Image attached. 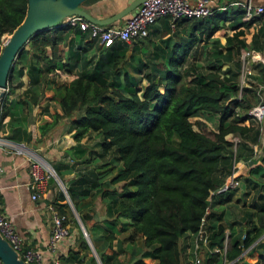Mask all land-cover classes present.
Instances as JSON below:
<instances>
[{"label": "trees", "instance_id": "trees-1", "mask_svg": "<svg viewBox=\"0 0 264 264\" xmlns=\"http://www.w3.org/2000/svg\"><path fill=\"white\" fill-rule=\"evenodd\" d=\"M26 8L27 0H0V49L1 35L11 33L22 21ZM242 14L240 7L233 6L204 17L176 19L174 26L188 21L186 35L179 41H171L167 27L163 31L167 35L158 41L147 34L129 43L115 41L108 46L85 39L86 33L76 27L59 24L34 33L26 42L30 50L22 48L19 52L8 82L18 80L20 86L25 72L27 83L20 98L1 104L0 122L7 116L11 126L6 139L14 143L31 141V131L20 116L23 109L36 106L42 96L47 84L42 75L78 66L68 82L53 86L51 100L60 113H48L44 107L46 119L37 128L38 137L46 136L60 119L66 118V129L76 143L69 153L72 160L88 163L112 150L107 162L112 166L119 163V169L112 173L100 170L103 164L87 167L64 186L83 224L91 216L83 212L85 207L78 209L74 201L97 197L103 204L104 226H100L106 245L96 248L92 244L99 264L113 263L116 252L111 242L117 243V236L125 231L126 240L139 236L143 246L139 258L127 257L125 262L129 264H182L187 259H192V264L195 256L199 260L196 264H264V191L258 192L239 237L232 238L233 226L219 222L221 212L212 211L223 203L221 197L227 200L231 194L230 190L219 189L233 173V164L251 161L252 146L259 136L258 127L248 115L255 106L252 100L257 87L239 86L238 58L241 49H263L264 7L247 19ZM225 22L230 31L223 33L221 42L216 32ZM71 32L73 37L68 38ZM64 39L67 48L62 60L56 58V46ZM194 42L199 46L192 48ZM93 45L96 57L83 59L84 52ZM46 46L50 47L49 56L45 55ZM190 49L194 63L183 69ZM258 75L264 83L263 66ZM187 76L189 79L182 81ZM76 111H82L81 115L73 117ZM192 117L214 119L213 136L193 129L189 120ZM90 131L100 138L99 156L87 158V154V159H82L85 151L79 142ZM226 135L238 139L233 144L225 139ZM53 171L59 177L58 168L53 167ZM72 171L70 165L67 174ZM254 174L264 177V154L260 164L249 166L245 185L256 184L249 178ZM57 197L64 201L61 193ZM62 204L53 203V207L63 215ZM202 225L207 249L198 242L195 254L188 253L187 240L195 237ZM226 228L229 239L224 247ZM191 243L189 246H193ZM87 248L81 239L80 249ZM121 248L120 242L119 251ZM244 250L248 254L256 252L253 263L241 257ZM77 254L69 251L65 260L81 262ZM144 258L150 262H144ZM97 261L89 255L87 264Z\"/></svg>", "mask_w": 264, "mask_h": 264}, {"label": "rangeland", "instance_id": "rangeland-1", "mask_svg": "<svg viewBox=\"0 0 264 264\" xmlns=\"http://www.w3.org/2000/svg\"><path fill=\"white\" fill-rule=\"evenodd\" d=\"M89 0H86L84 3H87ZM227 28V29H226ZM178 32H176V30H172L171 31V41L175 40V41H179L181 39V36H185L186 34H179V28H177ZM229 29V30H228ZM230 28L227 27V25L224 23V25L222 26V28L216 32V34L219 36V39L221 42L222 41V36L223 33L225 32H229ZM8 33H3L1 36V45L2 43L5 41V38L7 36ZM85 39H89L88 35L86 34V38ZM154 39V38H153ZM159 39H154V41H158ZM67 45V40H61L57 46H56V58L60 59H65L64 57L66 56V50H65V55H61L62 50L65 48L64 46ZM194 46H199L198 43L194 42L192 45V48ZM26 49L30 50V45L29 43H25L24 47ZM45 55L49 56L50 55V47L46 46L45 48ZM191 52L192 49H190L187 52V56L184 59V62L181 66V68H187L188 65H190L191 63H194L192 61V57H191ZM252 54L253 52L251 50H247V49H241L240 51V56H239V62H240V71H239V76H238V83L239 86H245L244 83H250L252 80V76L249 73L250 68L254 65L253 61H252ZM97 55V52L95 50V45H93L91 48L87 49V51L84 52L83 55V59L86 60H93ZM28 57H31L30 51L28 54ZM255 59V58H254ZM201 57L199 58V62H201ZM40 65H43L44 62L40 61L39 62ZM78 72V66L73 70L70 71H65V70H54V71H50L47 73H44L42 75V77L46 80L47 84H45V86H43V93L42 96L38 99L37 105L34 106L32 109L30 110H26L23 109L22 110V114H21V118L24 121V124L26 125V129H28L29 127L33 130V132L36 134V138H37V133L36 130L38 128V126L40 124H42V122L46 119V114L44 111V107H46L47 112L50 113L55 112L56 109H58L57 104L55 103L54 100H51V96L53 94V86L60 84V83H66L68 82L73 76H75V74ZM189 79V76L184 77L182 81H187ZM18 80H11L8 82V86L9 87V91H12L14 89L20 90L25 88L26 83H27V76L25 75V72H23L22 76L20 77V81H21V85L18 86L17 84ZM143 83V82H142ZM249 86V85H248ZM252 87V86H251ZM257 89V94L256 96L253 98V102L254 105H257L259 103H263L264 104V92L262 91L261 88H256ZM255 89V91H256ZM159 90L162 91L163 88L160 86ZM46 94H48V96H46ZM16 99L20 98L21 95H16L14 96ZM4 101V99H3ZM47 103V104H45ZM82 111H76L75 114L73 115V117H77L81 115ZM63 119V118H62ZM62 119H60L59 121H61ZM8 120L9 117H4V119L2 120V122H0V137L3 138H7L10 134H11V126L8 124ZM64 121H67L65 119H63ZM62 120V121H63ZM190 122L193 123V129H198L201 132H203L204 134L208 135L209 137L213 136V133L215 132V120H207L203 117H192L189 119ZM253 123L256 127H258V131H259V136H258V140L257 143L254 144L253 147V156L250 162H235L233 164V173L232 175L228 176L225 180V182H230V178L232 177V182L234 184H232V186H229V188L227 190L231 191V194L226 198L227 200L224 199V196L221 197V199H223V203L218 207V206H214V208L212 209V211H214L215 214H218L221 212V217L219 222L224 223V224H231L234 228V233L232 235V238H236L239 237L241 235V229L243 226V221L245 220L247 214L249 212H251L254 208V205L256 204V196L258 194V192L264 191V186L260 187V184L264 185V177H260L257 174L254 175H250L249 178L253 179L254 182H256V184H253L252 182H250L248 185L244 184V178L247 176V171L249 169V166H253L254 164H260V159L264 154V117L260 120H254L253 119ZM63 127H67V124H63ZM68 136V135H67ZM65 136V137H67ZM71 137V136H70ZM225 139H227L228 141L232 142L233 144L237 141L238 137L234 136V135H226ZM82 141V147L85 151V154H83L82 159L85 158L87 156V154H89L87 156H93V158L95 156H99L98 155V150H99V145L98 143L100 142V138L98 136L97 133L95 132H87L85 134V136L81 139ZM112 150H109L107 152V154L103 157L99 156V158L97 160L91 161V162H79L76 160H72L70 157L66 158L65 155L61 156L59 158V160H47V159H43V161L50 166L52 169L54 168H58V173H59V181L61 182V185L63 186L64 189V193L61 190L60 186L55 182V180H53V178H49L47 180L48 186L49 187H54L55 191H56V197L58 196V193H61L64 196V201L62 202L63 204V215L66 218V222L68 224V230L69 233L71 235V238L75 239V246L77 249L80 250V253H78L76 256V258H86V263L88 262V256L92 255L89 247L86 250H82L80 249V240L83 239L77 223H76V218L75 216L79 219L78 213L75 211L71 201L69 200L66 191H65V185H67V183L69 182V180L65 179V175H67V172L69 171L70 165L72 166L73 171H75L76 174L81 173L82 171H84L87 167H94V166H99L101 164H103V166L101 168H99L100 170H104V169H109V171L112 172H116L119 169V163L114 164V166H112V163H108L107 161L112 157ZM85 158V159H87ZM107 162V163H106ZM262 165V164H261ZM113 170V171H112ZM109 173V172H108ZM111 175V174H110ZM108 175L106 177V179L110 176ZM224 182V183H225ZM119 187V186H117ZM58 198V197H57ZM77 208L78 209H82L83 207H85V209H83V212L85 213H92L90 216L91 218L89 220H85L84 224L81 222L82 226L84 227L90 244L92 246V244L96 247V248H100L103 247L105 248V245L102 242V227L104 226V224L101 222V220L103 219V204L100 202L99 198L97 197H92V199H87V200H75L74 201ZM86 203V204H84ZM88 204V205H87ZM87 205V206H86ZM80 209V210H81ZM102 225V227L100 226ZM205 229L202 225V228L200 229V237H198V242H201L202 248H206V236H205ZM128 236V231L119 233V235L117 236V243H114L115 241L113 240L111 242L112 245V249L113 251L116 252L115 258L113 260L112 264H129L126 263L125 260L127 259L128 256H131L133 259H137L140 257L141 252L143 251V246H142V240L139 236H133L131 237L129 240H126L125 238ZM193 238L194 237H190L187 240L188 243V247H187V252L189 253L190 251H192V246L190 244V242L193 243ZM224 241L227 245V240L229 239L228 237V230L227 228L224 230ZM84 240V239H83ZM121 242V249L122 251H119L118 249V244H120ZM191 243V244H192ZM200 246V244H198ZM93 247V246H92ZM81 254V256H80ZM256 252H252L250 254L246 253V250L242 251L241 253V257L244 259L245 262L248 263H253L256 259ZM93 256V255H92ZM96 258L97 255L95 254ZM192 260V259H191ZM190 259L184 260L182 264H191L189 263V261H191ZM144 262L149 263L150 260L149 259H143ZM81 262L74 261L72 264H80ZM224 264H228V263H224Z\"/></svg>", "mask_w": 264, "mask_h": 264}, {"label": "crops", "instance_id": "crops-1", "mask_svg": "<svg viewBox=\"0 0 264 264\" xmlns=\"http://www.w3.org/2000/svg\"><path fill=\"white\" fill-rule=\"evenodd\" d=\"M129 1L130 0H89L83 5L89 9L94 16L102 17L117 11ZM232 1L235 0H210L213 6H225L223 9L226 10L233 7V5H228V3ZM249 1L254 5H264V0ZM134 10L135 8L112 24H120L123 19L134 12ZM187 25L188 21H184L183 23L171 27L168 18L161 17L150 25L148 34L151 39L163 38L167 35V33L163 34V31L167 29V27L170 33L172 30L178 32L177 28H179V34H185ZM227 27L230 28L228 25ZM70 37H73L72 32L69 34L68 38ZM223 40L224 37L222 36V41ZM76 43L77 42H73V46H76ZM64 47L61 55H65L67 45ZM253 55H257V57L255 59L252 58L254 65L249 71L252 80L250 83H244V85L261 88L264 92V83L260 82L258 75V70L262 66L264 67V47L261 51L253 52L252 56ZM74 69L75 68H73V70ZM23 89L9 91V87H7L3 103L8 104L15 100L16 98L14 96L21 95ZM46 96H48V94H46ZM55 112L60 113L59 109H56ZM50 113L52 114L54 112L51 111ZM63 119L67 120L66 118ZM62 120L41 139L38 137L37 130L36 138V134L29 127L27 130L31 131V141L28 143L21 142L20 144H22L26 150L37 155L41 159L59 160L63 155L69 158L71 148H73L76 143L73 141L72 137H70L71 133L67 131L66 127H63V124H67V121ZM81 144L82 141L80 140L79 145L83 148ZM74 174L75 171H72V173L64 177L70 180ZM29 183L30 175L26 155L16 153L12 149L0 147V210L7 216L15 232L21 237L23 245L44 251L50 233V213L48 209L49 207H53V203L61 204L62 201L57 200L54 187H49L48 183H46L45 190L39 193L36 199H31L32 190ZM89 214L91 215L92 213ZM69 251H77L80 253V250L75 246L74 238L65 239L60 242L53 253H49L45 250L44 259L39 264H52L54 257L58 259V264H72L73 262L65 260ZM86 260L87 259H84V257L81 258L80 264H87Z\"/></svg>", "mask_w": 264, "mask_h": 264}, {"label": "built area", "instance_id": "built-area-1", "mask_svg": "<svg viewBox=\"0 0 264 264\" xmlns=\"http://www.w3.org/2000/svg\"><path fill=\"white\" fill-rule=\"evenodd\" d=\"M228 5L238 6L243 10L242 18L247 19L254 14L263 11L264 5L252 4L249 0H235ZM225 6H213L210 0H142L134 12L125 17L120 24L100 25L77 16L68 15L62 19V24L76 27L85 32L89 39L94 40L96 44L108 46L115 41L129 43L134 38L145 37L148 34L149 27L157 19L166 17L170 26H174V21L179 18H199L210 15L214 10H220ZM256 58L257 55L251 56ZM7 91V89H6ZM248 115L257 121L264 117V104L259 103L248 110ZM0 147L12 149L16 153L25 154L28 161V170L30 175V188L32 190L31 199H36L39 193L45 190L47 180L51 177L60 186L64 193L61 182L55 177V172L48 166L43 159L29 152L20 143H14L6 138L0 137ZM232 175V174H231ZM234 184L232 177L230 182H225L219 191H224ZM50 213V233L46 246V251L53 253L57 245L65 239L71 238L68 224L64 215L58 213L54 207H49ZM0 235L7 241L18 257L26 264H39L44 259L45 250L34 249L23 245L21 237L15 232L11 222L0 210ZM198 237L200 230L193 239L192 252L198 249ZM226 243L223 241V246ZM195 256L192 264L198 263ZM0 264L1 261H0ZM52 264H58V259L53 258Z\"/></svg>", "mask_w": 264, "mask_h": 264}, {"label": "water", "instance_id": "water-1", "mask_svg": "<svg viewBox=\"0 0 264 264\" xmlns=\"http://www.w3.org/2000/svg\"><path fill=\"white\" fill-rule=\"evenodd\" d=\"M84 0H27V8L22 21L7 34L0 49V107L3 103L8 86V77L14 61L25 43L34 33L62 24V19L68 15H77L100 25H108L122 18L142 0H130L125 6L106 16H94L83 5ZM55 177L58 179L57 175ZM59 180V179H58ZM60 182V181H59ZM78 229L96 259L93 247L80 220L75 216ZM0 261L2 264H26L0 235ZM97 264L98 261H97Z\"/></svg>", "mask_w": 264, "mask_h": 264}]
</instances>
